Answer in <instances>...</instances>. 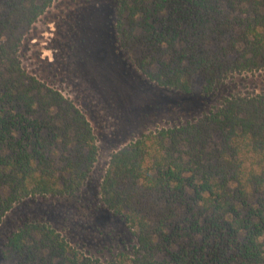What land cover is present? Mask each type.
I'll return each mask as SVG.
<instances>
[{
  "label": "trees",
  "instance_id": "obj_1",
  "mask_svg": "<svg viewBox=\"0 0 264 264\" xmlns=\"http://www.w3.org/2000/svg\"><path fill=\"white\" fill-rule=\"evenodd\" d=\"M55 0H0V224L36 196L74 195L97 160L83 109L22 65L26 31ZM121 46L155 83L210 93L264 69V0H118ZM136 243L101 260L46 222L6 243L9 264H264V92L230 94L195 121L143 133L100 187Z\"/></svg>",
  "mask_w": 264,
  "mask_h": 264
},
{
  "label": "rangeland",
  "instance_id": "obj_2",
  "mask_svg": "<svg viewBox=\"0 0 264 264\" xmlns=\"http://www.w3.org/2000/svg\"><path fill=\"white\" fill-rule=\"evenodd\" d=\"M118 0H55L26 31L23 67L58 88L86 113L98 156L80 192L28 197L0 224V264L9 237L26 222H46L93 257L109 259L136 243L125 219L110 211L100 187L114 152L143 133L195 121L230 94L264 92V69L234 74L205 93L197 80L185 93L150 80L120 43Z\"/></svg>",
  "mask_w": 264,
  "mask_h": 264
}]
</instances>
